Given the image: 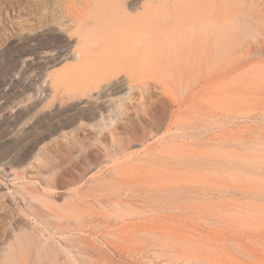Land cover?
Instances as JSON below:
<instances>
[{"label":"rangeland","instance_id":"1","mask_svg":"<svg viewBox=\"0 0 264 264\" xmlns=\"http://www.w3.org/2000/svg\"><path fill=\"white\" fill-rule=\"evenodd\" d=\"M83 1L0 0V264H47L34 246L44 238L65 245L58 230L67 226L92 243L77 264H264V94L242 91L241 44L207 42L208 87L184 90L170 82L167 56L160 67L147 63L151 72L136 53L143 44L170 56L175 42L162 35L160 20L176 21L180 0H127L134 3L127 16L110 14L111 26L151 27L128 48L77 21ZM90 45L121 50L110 90L87 93L64 82L86 81L70 68L73 53ZM119 99L125 108L111 106ZM113 141L125 142V152L89 161L100 143L114 152ZM163 145L165 158L143 157ZM111 171L113 186L103 193L127 202L75 197Z\"/></svg>","mask_w":264,"mask_h":264},{"label":"bare ground","instance_id":"2","mask_svg":"<svg viewBox=\"0 0 264 264\" xmlns=\"http://www.w3.org/2000/svg\"><path fill=\"white\" fill-rule=\"evenodd\" d=\"M154 2L155 0H149V2L147 1L146 3L148 4ZM83 3L81 10L79 12L77 11L78 16L76 17V19L80 16L81 23L84 25L86 30H95L99 32V34L101 35V40L119 41L121 44L123 43V46L128 44V46H126L128 48L131 44L133 45L139 43L142 36H144V34H146L151 29V27L149 28L147 25H138L136 30H132L131 27H129L131 30L126 29L125 27H119L118 24H116L115 26L110 25V22L112 20L117 22V19H115L116 16L118 18V16L128 15L133 9L131 7L134 6L133 2L130 3V1L127 2V0H102L101 4L105 3V5L102 6L99 2L97 7H91V3L93 2L90 3L89 0H84ZM143 5L146 4L143 3ZM155 5L156 4H154V6ZM174 7L173 8L175 10H178V13L176 14L179 16V18L177 17L176 21L165 19L164 21L159 19L160 21H162V26L160 25L162 28V35H165V38H171L172 41L175 42L174 43L170 41V44L172 46H174L175 44L174 48L172 47L174 51L170 48V52L164 47V49L170 52V56L167 55V52L164 54V56L163 49V51H158V54L153 53V56V54L149 53L150 51L147 52L143 49V51L140 50L141 47H143L142 44V46L139 50H137L138 52L136 51V53L137 55L138 53H141L146 57L147 60H145L144 63L142 62L143 65L146 63L144 66L145 69L147 67V63L149 64V62H152V64L153 62H156V64H158V62L163 64L162 62H165L167 56V63H164V65H166L165 67H168V69H170L171 67L170 71L172 72V74L169 77L171 79L170 82L176 83L180 88L184 90H193V88L197 86L196 83H199L202 89H206L208 87L209 76L211 74V51L209 50L210 47L207 46L208 44L206 43L211 42L210 44L213 43V45H224L225 43L239 42L242 46L241 58L239 59V68L242 69V81L240 84L242 91L244 95H246V97L255 94L256 91H260L264 94V83L261 82H264V0H180L179 2L174 4ZM87 8H90L88 13L86 15H83L85 9ZM110 14H114L113 16L115 17H112V15ZM150 20H152V18ZM150 23L154 22L152 21ZM182 33H191L192 35L190 37L192 38L190 39L193 40L188 42V38L186 39V43H181L177 46L176 38L179 34L181 35ZM179 37L177 39H179ZM84 41L85 38L81 37L79 40H77V44H82ZM159 42L160 40L158 41V43ZM196 42H199V44ZM202 42L205 45L200 44ZM177 44H179V42ZM197 44L202 46L200 47ZM91 45L90 47H86V49H84L82 52L76 51L73 53V57L76 59V63L72 68H70L73 73L79 74L86 81L80 82L76 79H66L64 80V82L68 85L75 86V88L79 91L87 93H90L92 91L97 93L101 90L106 89L110 90L112 88L113 82L119 75L120 68L118 65V61H120L121 59V53L119 54L121 50L118 49V51L116 50V52H114L113 54H104L103 51L97 48L96 50H94ZM85 46H87V44ZM155 48L157 47L155 46ZM156 52L157 50H155V53ZM161 53L164 58L163 56H160ZM181 54H183L184 59L183 56L180 57ZM171 55H173V57ZM181 58L183 60H181ZM95 64L100 66V69L97 68L98 70L96 71H94V69L92 70L91 66H94ZM177 65L178 67H182H179L180 69H183V66L186 68L183 69L185 70V72L183 71L184 73L179 71V74L183 73L180 74L181 76L177 73ZM132 66L133 67L131 68L134 69V66H137V64H132ZM139 66H141L140 63ZM157 66H159V64ZM139 68L141 69V67ZM148 68H150L149 65ZM162 68L165 70L164 67ZM146 70L151 71L150 69ZM174 70H176V72ZM169 74L167 73V75ZM152 75L155 78L159 74L156 75L154 72L152 73ZM132 80L134 79H131L130 81ZM56 82L60 83V80ZM144 85L142 84L140 88L144 89ZM258 86L259 88L257 89ZM132 88L134 87L131 83L129 84L128 89ZM72 94V92H62L61 97L63 98L65 97V95ZM76 95L77 94H74V96ZM110 101L112 102V107L113 104L118 105L119 107H126L124 100L119 99L117 101ZM174 102L176 101L172 100V104H175ZM178 104L180 105V102ZM99 115L103 116L101 112L99 113ZM111 124H113V120L110 121L109 125ZM114 127L115 125L111 126L108 130V133L111 137H114L115 131L111 129ZM99 130L102 131V129ZM259 135L264 136V133L260 132ZM99 145V151L97 152L98 157H91L89 159L90 162L92 160H94L95 162L100 156H113V154L116 155L124 153L127 149L125 146V142L116 144L113 141L112 147H114L113 149H115L114 152H112V149L110 150L107 146H103L101 143ZM101 146H103V148ZM168 147L169 145H163L161 147H148L147 149H145L143 157L146 156L148 158L156 159L165 158V154L169 149ZM89 154L90 153H88L86 156L90 157ZM130 156L131 154H128L126 158ZM113 176L114 172L111 171V173H108L106 176H102L96 180H93L92 184H94V186L88 188L85 192H79V189H77L73 191V193L76 198L91 197L99 202H116L117 204H119V202H127L128 197L122 195L121 193L116 195L103 193L104 191L112 188L114 183ZM16 192L20 193L21 189L17 187ZM70 228L71 227L67 226L66 228H60L58 230L60 235L64 238L65 245L60 244L55 248L51 244V241L44 238L42 240H38V242L34 246L35 253L42 254V257L48 260L47 264H77L79 256L89 254V248L86 246V244H90L92 246V243L86 239L73 236ZM60 254L62 255V259L58 257V255L60 256Z\"/></svg>","mask_w":264,"mask_h":264}]
</instances>
